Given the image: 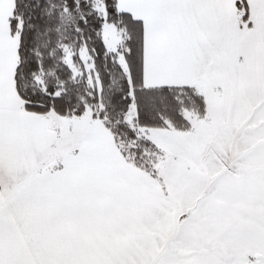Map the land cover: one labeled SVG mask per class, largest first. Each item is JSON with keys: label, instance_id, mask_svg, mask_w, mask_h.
<instances>
[{"label": "snow or ice", "instance_id": "1", "mask_svg": "<svg viewBox=\"0 0 264 264\" xmlns=\"http://www.w3.org/2000/svg\"><path fill=\"white\" fill-rule=\"evenodd\" d=\"M0 264H264V0H0Z\"/></svg>", "mask_w": 264, "mask_h": 264}]
</instances>
